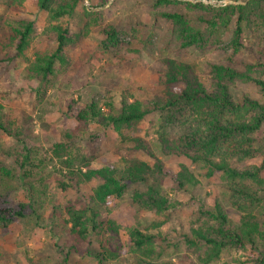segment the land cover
<instances>
[{"label": "rangeland", "instance_id": "rangeland-1", "mask_svg": "<svg viewBox=\"0 0 264 264\" xmlns=\"http://www.w3.org/2000/svg\"><path fill=\"white\" fill-rule=\"evenodd\" d=\"M77 1L76 10L62 20L69 27L73 40L65 51L66 63H57L47 83L38 85L28 78L23 61H8L3 57L13 53V46L5 45L10 35L9 27L21 19L34 23L28 57L32 58L35 52L51 53L55 50L54 34L44 31L47 25L45 13L38 10L35 0H0V106L20 131L19 141L0 131V162L21 174L28 169V166L24 170L18 168L19 155L24 154L23 145L33 149L32 157L36 153L46 164L44 182L47 186L46 204L39 212L38 220L27 211L23 219L15 217L9 225L0 227V264H95L86 252L99 250L102 238L77 241L61 225L67 202L79 199L83 202L87 192L99 182L81 185L62 177L56 161L50 157L53 145L64 143L76 152H83L89 150L92 143L98 144L100 150L92 162L96 169L107 166L122 170L123 161L128 159L153 162L144 151L134 149V143L120 140L112 130L94 122H88L86 127L79 129L74 119L66 116L67 112H76L91 101L98 103L102 112L106 113L108 101L119 107L121 100L128 103L134 99L150 100L159 88L161 60L164 57L194 65L207 89L210 88L207 70L211 65H227L229 59L242 73L247 72L248 65L254 66L249 76L264 81V21H254L247 28L244 23L241 24L242 47L234 54L230 41L235 20L226 26L221 22H217V26L210 24L217 11L225 6L201 3L204 6L195 7L187 4H196L198 0H170L164 5L158 4L157 0ZM226 1L230 2L226 5L229 6L244 4L247 0ZM162 13L182 15L190 28L201 33L202 43L199 40L196 46L182 48L181 41L173 32V23L164 19ZM198 17L205 22L198 21ZM84 27L88 28L87 33ZM107 27L117 30L118 46H103L106 37L101 31ZM257 64L263 67L258 68ZM230 92L235 100L247 95L253 100L264 101L253 82L236 81L231 85ZM159 116V113H151L136 128L123 130V134L147 143L162 162L165 173L159 178L161 194L171 207L161 214L141 208L133 200V195L145 191V187L129 183L125 195L119 199L112 198L102 210L106 219L121 228L117 237L109 239V246L117 250L118 258L106 264H138L140 261L205 264L207 248L203 241L194 237L196 233L206 231L205 223L208 221L201 216L200 210H212L218 202L232 224H237L241 216L231 205V193L221 174L208 178L202 164H193L181 157L164 156L159 151L156 136ZM67 131L71 139L65 137ZM256 143V147L264 151V126L257 134ZM263 157L264 154L259 153L253 158L242 161L232 159L229 163L244 170L258 167ZM182 166L188 168L192 179L184 188L178 189L174 179ZM60 181L66 185L64 190L58 186ZM23 183L18 180L15 183L17 190L9 198L0 199V210H17V203L23 198ZM254 214L264 231V211L255 210ZM127 228H137L155 237L154 259L146 258L134 249L125 231ZM185 237L194 240L195 244L186 242ZM259 244L264 245V240H260ZM252 254L224 250L218 259L207 264H252L249 262L250 257H254Z\"/></svg>", "mask_w": 264, "mask_h": 264}, {"label": "trees", "instance_id": "trees-1", "mask_svg": "<svg viewBox=\"0 0 264 264\" xmlns=\"http://www.w3.org/2000/svg\"><path fill=\"white\" fill-rule=\"evenodd\" d=\"M35 2L38 10L45 13L47 25L44 31L54 34L55 50L51 53L35 52L32 58L28 57L27 53L34 37V23L21 19L9 27L10 35L5 45L13 46V53L4 55L3 58L8 61H23L26 64L28 78L42 85L53 75L57 63L60 65L66 63L65 51L73 40L69 27L64 25L62 20L72 15L78 1L35 0ZM169 2L170 0H157L160 5ZM195 3L187 4L195 7L204 6L199 2ZM162 16L173 23V32L181 41L182 48L196 46L195 43L199 40L202 43L201 33L190 28L182 15L162 13ZM231 20H235L230 41L231 50L235 54L242 47L241 24L244 23L247 28L254 21H264V0H247L244 4L225 6L217 11L214 21L210 20V24L217 26V22H221L226 26ZM198 21L205 22L199 17ZM84 32L87 33L88 28L84 27ZM101 32L106 37L103 41L105 48L118 46V32L114 27H107ZM161 64L159 88L153 92L150 100L134 99L130 103L121 100L119 107L108 101L106 113L102 112L98 103L91 101L76 112L66 113V116L74 119L79 129L82 126L86 127L88 122H94L104 129L112 130L120 140L134 143V149L144 151L153 162L128 159L123 161L122 170L107 166L96 169L92 162L100 150L98 144L92 143L88 147L89 150L83 152L78 150L76 152L64 143L53 145L50 157L56 161L58 173L62 177L69 181L75 180L81 185L92 181L99 182L95 188L87 192L83 202H80V199L76 202H67L63 208L64 219L61 228L67 230L77 241L102 238L99 250H88L86 256L95 264H106L118 258L117 250L109 246V239L117 237L121 228L114 221L106 219L102 210H105L112 198H122L128 190L129 183L145 187V191H138L133 195V200L141 208L161 214L171 207L161 194L159 178L165 173L162 162L156 158L147 143L137 137L129 138L123 134V130L136 128L146 116L155 112L160 115L156 131L159 151L164 156L181 157L190 163L202 164L207 170L208 178L221 174V179L231 193V205L241 215L238 223L232 224L218 202H215L212 210H200L201 216L208 222L205 223L206 231L196 233L194 237L203 241L207 248L204 263L218 259L224 250H241L253 253L254 257H250V263L264 264V245L259 244L260 240H264V231L260 229L254 214L255 210L264 211V157L258 167L244 170H239L229 163L232 159L242 161L259 153L264 154L263 149L256 147L257 134L264 126V101L253 100L247 95L235 100L230 87L236 81L253 82L264 98V81L249 76L254 66L248 65L247 72L242 73L229 59L227 65H211L207 70L210 81V88L207 89L194 65L169 57H164ZM256 66L263 67L260 64ZM0 131L20 140V131L5 115L2 106ZM65 137L72 138L69 131ZM23 150L24 154L19 155L21 160L18 162V168L24 170L28 166V169L21 174L0 162L1 200L9 198L12 192L17 190L15 183L18 180L24 181L23 198L18 201L17 210H0V227H6L15 217L23 219L27 216V211L38 220L39 212L44 210L46 204L47 186L44 182L46 164L40 155L34 153L32 157L33 149L23 145ZM191 179L188 168L182 166L181 172L174 180L177 188L182 189L191 182ZM58 186L62 190L66 188L61 181ZM125 231L137 252L143 253L146 258H155L153 235L142 233L137 228H127ZM106 236H109L108 239ZM185 238L186 242L195 244L194 240ZM65 258L67 263V257ZM138 264L153 263L140 261Z\"/></svg>", "mask_w": 264, "mask_h": 264}, {"label": "built area", "instance_id": "built-area-1", "mask_svg": "<svg viewBox=\"0 0 264 264\" xmlns=\"http://www.w3.org/2000/svg\"><path fill=\"white\" fill-rule=\"evenodd\" d=\"M197 2L202 3L204 5H216V6H226L230 2H227L226 0H198Z\"/></svg>", "mask_w": 264, "mask_h": 264}]
</instances>
